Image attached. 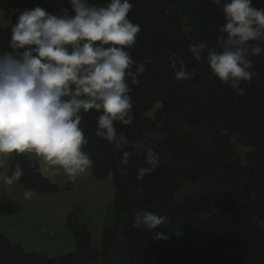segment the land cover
I'll list each match as a JSON object with an SVG mask.
<instances>
[{
	"label": "trees",
	"instance_id": "16d2710c",
	"mask_svg": "<svg viewBox=\"0 0 264 264\" xmlns=\"http://www.w3.org/2000/svg\"><path fill=\"white\" fill-rule=\"evenodd\" d=\"M131 2L129 18L141 25L131 53L137 62L148 58L151 63L139 85H132L133 124L116 125L128 147L117 151L95 136L100 113L84 114L81 125L89 138L93 176L114 184L117 222L106 226L96 249L87 223L70 215L66 227L76 248L59 256L27 250L0 233V264H264V55L253 57L256 75L242 82L245 95L239 96L211 74L206 59L197 61L188 50L200 42L219 50L220 6L212 0ZM23 4L49 11L67 6L66 0ZM253 4L264 7V0ZM10 27L0 23V48H7ZM171 52L195 70L193 79H174ZM136 144L161 155L157 169L142 180L136 178L145 166L142 154H133L127 165L120 162L122 151ZM16 162L25 171L17 184L37 194L58 190L27 154L13 155L9 175ZM18 210L16 201L0 196V216ZM141 210L171 220L155 231L137 229L132 222ZM156 233L168 238L157 239Z\"/></svg>",
	"mask_w": 264,
	"mask_h": 264
},
{
	"label": "clouds",
	"instance_id": "9594fccd",
	"mask_svg": "<svg viewBox=\"0 0 264 264\" xmlns=\"http://www.w3.org/2000/svg\"><path fill=\"white\" fill-rule=\"evenodd\" d=\"M220 6L224 23L219 27L218 47L207 42L189 45L197 61L205 60L211 74L239 96L242 82L256 75L253 57L264 55V7L253 0H212ZM67 6L49 11L42 6L24 9L10 27L7 48H0V179L11 188L25 175L20 162L5 174L13 155L27 154L42 160L52 172L75 181L93 166L85 151L84 114L96 116L95 136L114 144L117 151L128 147V139L116 125L133 124V88L151 63L134 60L141 25L129 18L131 0H66ZM168 63L177 81L191 80L190 69L179 53L171 52ZM133 154H142V180L161 162L154 148L139 144L122 151L127 165ZM32 188L23 191L30 200ZM171 217L151 210L134 213L132 226L155 231ZM157 239H167L156 233Z\"/></svg>",
	"mask_w": 264,
	"mask_h": 264
},
{
	"label": "rangeland",
	"instance_id": "374dc122",
	"mask_svg": "<svg viewBox=\"0 0 264 264\" xmlns=\"http://www.w3.org/2000/svg\"><path fill=\"white\" fill-rule=\"evenodd\" d=\"M24 0H0V23L5 26H11L13 16L25 9ZM154 110L151 115L154 114ZM237 148L249 151V147L238 145ZM241 153L243 150H241ZM85 151L88 149L85 147ZM90 154V153H89ZM39 163L41 173L50 179L58 190L49 195L42 201L44 207V216L46 219L45 229L39 234L48 239L51 230H56L59 233V241H62L64 232L69 233L66 225L70 215H75L76 218L85 222L88 225L91 234V245L93 248L100 249L102 244V235L106 226H112L117 222L113 201L115 196V187L109 178H97L93 176L91 169L78 177L75 181H70L60 172H52L48 166L39 158L32 157ZM42 194H37L34 197H41ZM33 202L28 200L27 208L32 211ZM31 207V209H30ZM42 228V226H41ZM49 228V229H48ZM50 230V231H49ZM66 230V231H65ZM72 235V234H71ZM52 241V240H51ZM53 243V242H52ZM36 252L47 255H65L74 252L75 249H70L68 243L52 245H33ZM76 248V247H75ZM34 250V249H33ZM66 250V251H64Z\"/></svg>",
	"mask_w": 264,
	"mask_h": 264
},
{
	"label": "crops",
	"instance_id": "0c3cea01",
	"mask_svg": "<svg viewBox=\"0 0 264 264\" xmlns=\"http://www.w3.org/2000/svg\"><path fill=\"white\" fill-rule=\"evenodd\" d=\"M11 161L12 158H10L9 160V166L5 174H9L10 172ZM24 190L25 188L19 184L8 188L3 184L2 179H0V196L11 198L19 205V210L16 213L0 216V233L7 235L14 242L21 244L27 250L34 252H36L37 250L35 251L36 248H33V245L45 246L49 244L52 246H57L59 244L67 243V241L71 245V248H69L68 250H74L76 247V243L73 235H71L70 232L63 233L62 241H59V233H56V230H49L50 233H53V236L49 235L50 239L46 237V234L44 236H41V234L38 233L39 229H41V231L42 229H45L46 223V219L43 214L45 206H42V201L50 197L46 194H42L41 197H33L31 201H35L32 204L34 208L32 211H29V208H27L28 200H25L23 198Z\"/></svg>",
	"mask_w": 264,
	"mask_h": 264
}]
</instances>
